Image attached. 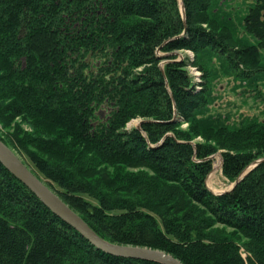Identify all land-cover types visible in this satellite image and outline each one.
Here are the masks:
<instances>
[{
  "label": "trees",
  "instance_id": "16d2710c",
  "mask_svg": "<svg viewBox=\"0 0 264 264\" xmlns=\"http://www.w3.org/2000/svg\"><path fill=\"white\" fill-rule=\"evenodd\" d=\"M182 2L185 16L178 0H0V123L15 127L0 140L106 242L182 264H264V123L201 119L212 71L198 67V90L174 55L216 54L249 79L239 68L264 51V0L244 20L256 44L241 49L204 27L217 26L216 0ZM219 150L232 183L262 162L215 195L206 178ZM0 264L159 263L97 250L0 163Z\"/></svg>",
  "mask_w": 264,
  "mask_h": 264
},
{
  "label": "rangeland",
  "instance_id": "374dc122",
  "mask_svg": "<svg viewBox=\"0 0 264 264\" xmlns=\"http://www.w3.org/2000/svg\"><path fill=\"white\" fill-rule=\"evenodd\" d=\"M181 13L183 14V2L178 0ZM257 0H216L212 3L211 13L208 14L217 26L204 25L205 28H214L215 31L221 32L225 30L230 33V44L232 47L241 49L248 47L250 44H256V41L249 36L244 29L245 16L248 14L252 6ZM185 9V7H184ZM218 23V24H217ZM260 57L251 65H241L239 71L244 69L250 73L249 79H240L233 73L224 60L220 59L216 54H201L196 56L192 51H177V62L185 63V71L188 73L190 82L198 90L201 89L203 83H206V72H202L198 67L208 68L212 71L210 75V104L206 108V112L201 119L204 121L217 124L238 125L242 121H257L264 123V51ZM159 57L165 58L167 54L158 53ZM169 60H164L161 67L167 64ZM101 117L104 119L108 115L106 108L101 109ZM177 118V121H180ZM143 120L135 118L129 121L127 129L132 131L137 129ZM14 126V125H13ZM5 130L0 123V133L7 134V132H14L15 127ZM141 126V125H140ZM25 127V126H24ZM189 124L183 123L180 129L188 132ZM25 129H27L25 127ZM194 144H204V138L198 136L193 140ZM227 151L219 150L211 161V171L206 178L207 188L215 195H221L230 192L235 183L229 181L223 175V155ZM210 157L209 160L212 158ZM252 166L245 172H250ZM132 172L137 173L138 170ZM213 231H223L227 236L232 234L230 229H224L221 226H215ZM238 243L243 244L244 239H235ZM244 259L250 256L247 251L241 249Z\"/></svg>",
  "mask_w": 264,
  "mask_h": 264
},
{
  "label": "water",
  "instance_id": "95a60500",
  "mask_svg": "<svg viewBox=\"0 0 264 264\" xmlns=\"http://www.w3.org/2000/svg\"><path fill=\"white\" fill-rule=\"evenodd\" d=\"M185 9L183 7V14ZM141 125V123H140ZM138 126V129L140 128ZM214 157L211 158V160ZM262 161L256 162L251 169ZM0 163L29 190H31L41 202L48 207L57 217L70 225L81 234L97 250L114 257L138 259L156 262L159 264H182L178 259L163 251L144 247L123 246L111 244L101 239L87 223L67 205L59 195L40 179L24 162V160L0 140ZM248 171V170H247ZM248 174L245 172L234 184L233 188ZM232 188V190H233Z\"/></svg>",
  "mask_w": 264,
  "mask_h": 264
}]
</instances>
